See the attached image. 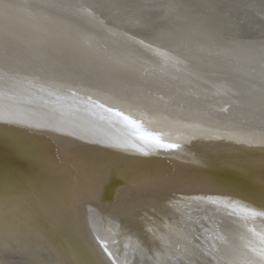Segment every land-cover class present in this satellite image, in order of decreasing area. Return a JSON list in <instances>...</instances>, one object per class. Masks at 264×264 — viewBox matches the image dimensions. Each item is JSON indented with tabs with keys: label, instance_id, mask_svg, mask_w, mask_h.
<instances>
[{
	"label": "bare ground",
	"instance_id": "1",
	"mask_svg": "<svg viewBox=\"0 0 264 264\" xmlns=\"http://www.w3.org/2000/svg\"><path fill=\"white\" fill-rule=\"evenodd\" d=\"M261 213L264 0H0V264H264Z\"/></svg>",
	"mask_w": 264,
	"mask_h": 264
},
{
	"label": "snow or ice",
	"instance_id": "2",
	"mask_svg": "<svg viewBox=\"0 0 264 264\" xmlns=\"http://www.w3.org/2000/svg\"><path fill=\"white\" fill-rule=\"evenodd\" d=\"M149 139H153V142L157 148L172 150L179 148V146L176 144L163 143L159 139L152 137H149ZM261 215H264V213H261ZM161 222H163L162 219ZM145 232L148 234L152 245H159V251L155 252L156 264H199L198 260L194 261L191 259L189 250L185 249L184 251H181L178 246H174L173 244L169 243L168 240L165 239L160 233L155 232L151 226H146ZM18 243V241H14L10 238L8 241L0 245V247H3L8 252H12L16 250ZM140 243L141 251L145 252L146 255L153 252L152 246L146 244L143 240H141ZM105 251L107 250L105 249ZM108 255L110 256L111 254L109 253Z\"/></svg>",
	"mask_w": 264,
	"mask_h": 264
}]
</instances>
